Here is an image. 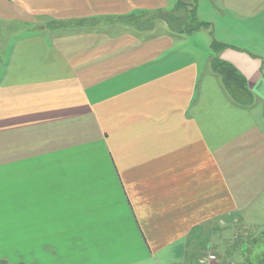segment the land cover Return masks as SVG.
<instances>
[{
	"label": "crops",
	"instance_id": "obj_1",
	"mask_svg": "<svg viewBox=\"0 0 264 264\" xmlns=\"http://www.w3.org/2000/svg\"><path fill=\"white\" fill-rule=\"evenodd\" d=\"M170 1L0 0V264H196L264 196L261 58L217 55L244 110L162 19L106 20Z\"/></svg>",
	"mask_w": 264,
	"mask_h": 264
},
{
	"label": "rangeland",
	"instance_id": "obj_2",
	"mask_svg": "<svg viewBox=\"0 0 264 264\" xmlns=\"http://www.w3.org/2000/svg\"><path fill=\"white\" fill-rule=\"evenodd\" d=\"M177 2L178 0L170 1L171 6L168 12L173 11ZM195 18L200 23L209 24L211 30H204L199 34L195 32L191 35H183L182 37L187 39V44L183 45V48H188L184 51L186 54L197 59L201 66L208 65L211 72V60L216 55L213 52L214 55L210 59L211 51L208 49V42L215 40L217 43L238 50H246L260 57L263 62L261 74L264 78V0H198L195 7ZM185 23L193 24L194 22L188 17ZM129 27V30L134 33L138 30L136 26ZM22 29L19 28V30ZM159 30L160 28L156 29V31ZM209 60L210 63L207 64ZM215 77L220 83V78ZM222 92L226 97L225 92ZM259 98L261 107H255L260 110L254 107L252 112L257 116L261 111L264 116V97ZM258 122L261 124L262 120ZM241 214L243 216L229 217L225 223L223 222L227 229L223 237L226 244L220 242L223 244H220L217 249L223 250L224 255L218 258L238 264H264V196L254 201L246 212ZM228 242L237 245L233 246Z\"/></svg>",
	"mask_w": 264,
	"mask_h": 264
},
{
	"label": "trees",
	"instance_id": "obj_3",
	"mask_svg": "<svg viewBox=\"0 0 264 264\" xmlns=\"http://www.w3.org/2000/svg\"><path fill=\"white\" fill-rule=\"evenodd\" d=\"M198 0H178L175 8L171 12L161 13H141L140 15H127L120 17H108L109 21H116L121 25L136 26L138 30H149L157 19H162L169 31L173 34L191 35L200 30H209L210 25L200 23L195 18V7ZM191 2V3H190ZM190 17L193 24L185 23ZM80 26L85 25L84 21L79 22ZM62 25V24H60ZM50 28L58 26L57 23H50ZM211 50L215 57L211 60V72L220 78L222 91L225 92L229 101L240 108H251L255 105V97L249 89L244 76L230 63L218 58V54L229 48V46L217 43L212 40Z\"/></svg>",
	"mask_w": 264,
	"mask_h": 264
},
{
	"label": "built area",
	"instance_id": "obj_4",
	"mask_svg": "<svg viewBox=\"0 0 264 264\" xmlns=\"http://www.w3.org/2000/svg\"><path fill=\"white\" fill-rule=\"evenodd\" d=\"M197 264H219V262L214 254L209 253L206 257L200 259ZM229 264L235 263L231 262Z\"/></svg>",
	"mask_w": 264,
	"mask_h": 264
}]
</instances>
